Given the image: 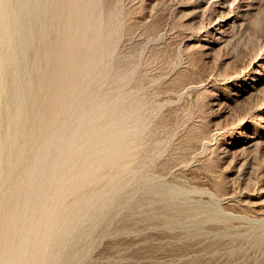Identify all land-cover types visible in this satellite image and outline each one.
<instances>
[{
	"label": "rangeland",
	"instance_id": "rangeland-1",
	"mask_svg": "<svg viewBox=\"0 0 264 264\" xmlns=\"http://www.w3.org/2000/svg\"><path fill=\"white\" fill-rule=\"evenodd\" d=\"M43 3L38 122L0 209V250L49 136L118 102L134 129L125 153L64 201L108 189L73 264H264V0ZM97 44L103 57L89 69Z\"/></svg>",
	"mask_w": 264,
	"mask_h": 264
},
{
	"label": "bare ground",
	"instance_id": "bare-ground-1",
	"mask_svg": "<svg viewBox=\"0 0 264 264\" xmlns=\"http://www.w3.org/2000/svg\"><path fill=\"white\" fill-rule=\"evenodd\" d=\"M43 1L0 0V122L2 117L8 120L5 135L0 137V190L8 185L10 192L0 203L2 211L10 207L17 185L13 181L38 122L34 114L39 107L36 77L43 73L39 71L40 52L33 54L35 41L43 35L34 31L49 14ZM102 54L103 47L95 45L87 61L89 69L99 64ZM117 103L100 106L81 124L63 122L54 139L49 136L34 170V184L29 182L32 190L29 187L23 198V210L28 209L18 213L19 228L11 225L6 231L11 240L7 251L0 250V264H73L74 256L68 252L93 227L92 215L103 207L108 189L68 205L64 201L80 185L101 180L100 171L125 153L134 129L116 112ZM55 146L58 151L52 159ZM109 182L113 186L115 177Z\"/></svg>",
	"mask_w": 264,
	"mask_h": 264
}]
</instances>
